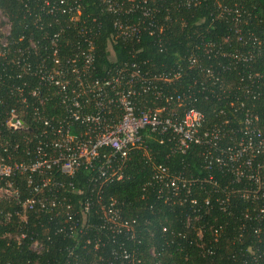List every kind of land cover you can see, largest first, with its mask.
Returning a JSON list of instances; mask_svg holds the SVG:
<instances>
[{
    "label": "built area",
    "instance_id": "built-area-1",
    "mask_svg": "<svg viewBox=\"0 0 264 264\" xmlns=\"http://www.w3.org/2000/svg\"><path fill=\"white\" fill-rule=\"evenodd\" d=\"M146 1L99 0L113 16L115 41L138 43L143 33L154 34L156 30H148L155 20L152 8L145 6ZM190 2L185 0L182 4ZM28 13L33 17L29 23L33 31L8 42L10 24L0 12V57L6 56L5 47L11 45L9 63L17 81L6 92L20 107L19 111L13 105L7 108L4 125L12 131H25L19 139L8 136L1 146L0 239L11 240L19 246L27 237L30 252H41L43 237L38 236L37 230L27 233L26 226L31 217L40 219L42 215H48L46 222L55 224L50 227L53 234L63 233L74 240L78 235H85L91 225L94 248L104 247L106 241L102 238L106 234L112 242L119 235L132 238L135 220L124 216L115 198L103 197V189L123 178L131 150H143L145 141L155 137L153 134L157 135L158 142L165 140L170 150L181 154L190 146H198V157L205 170L198 179L216 186L215 202L222 205L225 202L226 208L229 204L234 207L239 201L233 202V199L246 200L248 204L240 212L239 226H244L246 221L262 222L264 109L259 111L258 106H264V77L250 69L258 50L230 54L233 60L244 65L243 73L231 86L220 78L218 91L213 96L225 101L231 116L221 115L223 110L217 108L215 119L207 122L203 112L185 106L180 96L175 98L174 108L167 107L173 96L162 93L159 88L180 76L179 64L166 72L151 73L143 69L146 60H139L136 55L121 61L107 56L110 65L99 72L93 52L97 25L92 24L94 18L90 21L81 18L78 3L33 0V10ZM135 13L134 21L124 19L125 16L134 18ZM157 29L160 32L162 27ZM212 47V43L195 45L196 51L185 56L187 67L202 72L201 60ZM203 71L206 76L215 75L210 68ZM198 85L199 90L213 92L202 79ZM230 87L233 91L226 94L230 90L226 88ZM51 108L56 110L50 112ZM19 150L23 157L15 158ZM79 171L86 172L82 188L76 185L80 178L76 181L57 178L58 175L75 178ZM216 175L222 179L221 186L215 182ZM17 177L22 179V193L15 185ZM191 183V179L170 173L157 164L152 166L150 178L142 189L150 187L157 198L169 204L189 202L198 206L192 209L199 210L197 199L190 197ZM63 192L73 194L75 200L71 202ZM203 203L208 204L207 197ZM38 226L42 234L50 229L40 222ZM84 241L89 243L90 238ZM248 252L251 257L264 256V250L257 248ZM65 255L74 257L70 247ZM110 256L114 260L127 259L128 264L139 263L129 260L130 255L120 245L117 250L111 249Z\"/></svg>",
    "mask_w": 264,
    "mask_h": 264
},
{
    "label": "trees",
    "instance_id": "trees-1",
    "mask_svg": "<svg viewBox=\"0 0 264 264\" xmlns=\"http://www.w3.org/2000/svg\"><path fill=\"white\" fill-rule=\"evenodd\" d=\"M184 1L147 0L145 6L152 8L155 20L148 30L156 31L149 36L143 33L140 41L134 43L119 39L115 41L112 38L113 16L104 10L99 0H73L80 5L81 18L89 21L94 18L92 24L97 25L93 52L94 65L99 72H103L110 65L107 56L121 61L136 55L139 60H146L143 69L151 73L166 72L175 69L179 64L183 69L180 76L159 88L162 93L167 92V95L173 96L167 107L174 108L175 98L180 96L185 100V106L190 105L203 112L207 122L215 119L217 108L223 110L221 115L231 116L230 107L223 99H217L213 94L218 91L220 78L226 84L231 83V86L239 74L243 73L244 65L237 63L230 56L234 52L258 50L259 54L254 55L250 69L258 71L264 77V0H188V5L182 4ZM32 10L33 0H0V12L7 17L10 24L8 42L15 40L19 35H26L31 30L29 23L33 17L28 12ZM135 16L137 13L134 18L125 16L124 19L134 21ZM160 26L162 30L158 32L157 28ZM51 30L52 28L49 29ZM68 31L71 34V30ZM32 34L38 35L37 32ZM205 43H212L213 47L207 57H203L201 64L203 70H214L215 75L212 76H206L204 71L201 72L198 68H188L185 63V56L192 50L196 51L194 46ZM5 48L6 56L0 57V151L5 138L9 136L19 139L21 134L25 133L12 131L4 125L7 108L13 105L18 111L20 109L14 98L6 92L8 86L17 81L14 68L9 63L11 45L8 44ZM201 79L213 92L197 88ZM226 89H230L226 94L233 91L231 87ZM48 104L45 108H48ZM258 109L262 111L264 106H258ZM55 110L56 108H51L50 112ZM23 119L28 123L26 117ZM153 136L155 137L145 141L143 150H131L125 161L123 178L107 184L103 189V197L115 198L122 206L124 216L135 220L132 224V238L119 235L114 237L112 242L110 235L106 234L102 238L106 241L104 247L94 248L91 225L87 227L85 235L76 236V242L63 233L53 234L50 227L55 224L46 222L48 215H42L40 219L31 217L26 231L28 233L29 230H37L38 236L43 237L44 249L37 254L30 252L27 237L19 246L11 240L0 239V264H128L125 262L127 259L114 260L110 256L111 249L117 250L119 245L130 255L129 260H138V264H264V256L251 257L248 252V249L256 248L264 250V218L258 224L246 221L244 226L240 227V212L247 206V201L233 199V202L239 201L234 207L229 204L226 208L225 202L223 205L215 202L216 186L198 179L205 174L198 157L199 147L190 146L181 154L170 150L169 143L165 140L158 142L157 135ZM22 147L21 144L20 150ZM20 150L14 154L15 158L21 157ZM157 164L166 167L170 173H179L191 179L190 197L197 199L198 205L201 206L199 210L192 209L198 206L189 202L183 205L169 204L157 198L150 187L142 189L143 183L150 178L152 166ZM85 173L79 171L75 178L62 175L57 178L65 181H76V178H80L76 185L77 188H82ZM16 180L18 184L15 185L22 193V179L17 177ZM215 182L221 186L222 179L217 176ZM62 194L70 201L76 198L69 192ZM204 197H207L208 204L204 205ZM185 221L189 224L186 225ZM39 222L49 226L46 234L41 233ZM162 227L165 231L161 230ZM47 237L48 240L45 239ZM87 237L90 238L89 243L84 241ZM69 247L74 257L66 258L65 252ZM149 249H152V253H148Z\"/></svg>",
    "mask_w": 264,
    "mask_h": 264
}]
</instances>
